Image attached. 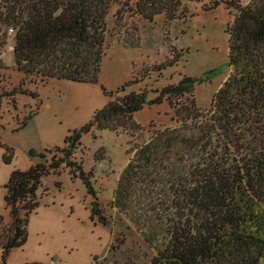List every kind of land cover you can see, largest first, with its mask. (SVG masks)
<instances>
[{
    "label": "trees",
    "instance_id": "16d2710c",
    "mask_svg": "<svg viewBox=\"0 0 264 264\" xmlns=\"http://www.w3.org/2000/svg\"><path fill=\"white\" fill-rule=\"evenodd\" d=\"M193 1L0 0V45L12 39L19 72L43 85L52 79L99 84L108 98L87 123L69 132L62 146L31 150L37 161L11 171L4 201L15 219L7 222L0 215L4 264L28 240L30 215L45 193L44 178L63 169L71 179H80L91 196V219L109 225L93 172L75 154L83 137L95 130L139 134L144 128L135 114L165 101L174 112L172 122L157 126L151 121L149 138L128 149L111 206L153 249L149 264H264V0H210L204 6L215 10L224 5L231 16L226 27L229 73L207 108L198 104L195 90L212 80L214 69L200 76L180 74L174 81L163 78L164 71L177 70L185 54L172 39L171 27L186 20V2ZM159 15L164 16L169 56L107 89L101 70L109 46L118 39L140 48L141 20L152 23ZM153 73L160 79L156 86L149 84ZM20 92L38 105L17 129L41 104L36 91ZM0 147L4 163L10 164L14 149L4 143Z\"/></svg>",
    "mask_w": 264,
    "mask_h": 264
},
{
    "label": "rangeland",
    "instance_id": "374dc122",
    "mask_svg": "<svg viewBox=\"0 0 264 264\" xmlns=\"http://www.w3.org/2000/svg\"><path fill=\"white\" fill-rule=\"evenodd\" d=\"M241 1L245 3L249 0ZM209 3L210 0L186 2V20L175 21L171 27L172 39L185 54L176 71L163 72L164 81H174L180 74L200 76L214 69L215 74L209 83L196 86L195 97L200 100H203L205 89L209 93L217 90L225 74L229 73L226 27L231 16L224 5L206 10L204 6ZM154 30L160 36H156L155 40V47L158 46L156 49L159 48L160 53H153L149 59L161 56L167 48L162 40L163 25L157 24ZM11 46V38L7 44L0 45L3 65L0 69V143L9 145L15 151L14 160L6 164L3 161L5 151L0 147L1 214L6 212L4 185L11 171L14 168L27 169L34 162L31 150L39 153L62 146L69 132L87 123L108 100L101 87L95 84L54 79L43 85L35 77L24 75L15 67ZM137 68V64L130 63L131 76ZM151 78L149 84L158 85V74L153 73ZM20 91H36L41 104L38 113L23 128L17 129L38 105L36 98ZM13 101L16 106H13ZM150 122L147 121L144 130L134 135L95 130L83 137L82 145L75 154L85 170L93 172L92 181L101 208L108 217V226L91 219V196L80 179H71L66 172L58 177L56 174L47 176L43 184L47 192L37 211L30 215L28 240L23 247L12 250L5 264H149L153 249L134 225L111 206V201L117 180L129 159L127 151L149 138ZM153 122L154 125H161L159 121ZM96 156L101 160L97 161ZM0 264H4L1 253Z\"/></svg>",
    "mask_w": 264,
    "mask_h": 264
},
{
    "label": "crops",
    "instance_id": "0c3cea01",
    "mask_svg": "<svg viewBox=\"0 0 264 264\" xmlns=\"http://www.w3.org/2000/svg\"><path fill=\"white\" fill-rule=\"evenodd\" d=\"M162 16L163 15L157 16L155 21L152 23L148 21L140 22L141 23V35H142L140 48L133 49L131 47H127L125 46L123 40H118V39H115L113 43L109 46L107 53L104 57L103 64H102V70H101V84H103L107 89L114 90L118 88L120 85H122L126 80H128L129 77H131V74L129 73L130 63L132 65L137 64L138 67L141 68L145 64L150 65L154 63H160L169 56V49L167 47L165 51L163 52V54H161V56H157L158 58L153 56L152 59H149L150 56L153 55V53L156 55L160 53V49L159 48L156 49V47L158 46L155 47V45L157 44L155 43L156 36L158 37L160 36L159 34L156 35V31L154 29L156 28L157 24L161 26L163 25L164 17ZM163 39L164 37L162 33V40ZM158 42H159V38H158ZM139 55H141V58H139ZM227 75L228 74H225L223 78V82L226 80ZM50 81L51 80H49L46 84H48ZM147 81H145V83ZM145 83H142L140 85L144 86ZM80 84H84V83H80ZM95 85L100 86L99 84H95ZM140 85L137 87H140ZM217 90H214L209 93L208 90L205 89V91L202 92L203 100H200L201 98L197 97L198 104L202 107L209 106L211 103L212 97ZM206 101H209L208 102L209 104H204ZM173 116H174L173 110L169 107V104L167 103V101H165L159 105L145 106L142 111L135 114V119L142 126L146 125L147 121L150 122L153 120L159 121L158 124H163V123L170 124L172 122ZM163 118H166V119H163ZM34 159H35L34 162H32L30 166L37 161L36 158ZM62 172H66V174H68V176L71 177L67 169H63L58 174L56 175L53 174V175L58 177L59 174ZM45 178L43 180V184L45 182ZM57 182H60V181H57ZM45 192L47 191L45 190ZM0 215L4 216L7 222L13 221V217L10 215V211L7 208H6V212L4 214L0 213Z\"/></svg>",
    "mask_w": 264,
    "mask_h": 264
},
{
    "label": "built area",
    "instance_id": "2783aa9c",
    "mask_svg": "<svg viewBox=\"0 0 264 264\" xmlns=\"http://www.w3.org/2000/svg\"><path fill=\"white\" fill-rule=\"evenodd\" d=\"M12 48H13V46H12Z\"/></svg>",
    "mask_w": 264,
    "mask_h": 264
},
{
    "label": "water",
    "instance_id": "95a60500",
    "mask_svg": "<svg viewBox=\"0 0 264 264\" xmlns=\"http://www.w3.org/2000/svg\"><path fill=\"white\" fill-rule=\"evenodd\" d=\"M13 219H15V218H13Z\"/></svg>",
    "mask_w": 264,
    "mask_h": 264
}]
</instances>
